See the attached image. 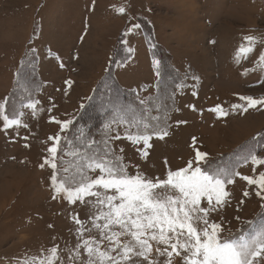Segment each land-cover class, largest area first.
Returning <instances> with one entry per match:
<instances>
[{
  "label": "rangeland",
  "instance_id": "obj_1",
  "mask_svg": "<svg viewBox=\"0 0 264 264\" xmlns=\"http://www.w3.org/2000/svg\"><path fill=\"white\" fill-rule=\"evenodd\" d=\"M85 1L93 4L96 12L97 33L91 38L90 46L97 48L99 52L98 59L101 60L98 69L104 64L106 55L112 53L110 65L98 83L99 85L102 82L96 96L98 101H101L99 107L104 112L107 111L108 119L100 128L92 131L86 127L84 131L75 132L69 126L67 135L61 139L63 146L60 163H57L58 180L69 175L79 180L81 173L94 178L98 171L92 172L85 166L86 157L95 152L102 154L105 141L116 154L123 156L129 175L135 176L139 170L147 178L165 180L166 172L171 169L160 165L159 155H154L151 147L147 149V158L141 159L140 151L143 145L142 143L134 145L125 139L127 131L131 129L134 133L137 129L133 125L137 122L141 125L147 122L153 126L159 125L160 128L166 127L169 134L176 123L182 122L178 121L174 113L182 111L180 103L186 97L193 99L199 94L200 97L207 98L213 93L223 95L221 91L232 88L230 82L232 74H228L231 72L229 64L236 66L258 64L260 54L264 53V0H0V51L4 52V55H0V71L3 74L8 66L18 65L16 87L5 106L6 109L8 105L10 118L17 116L23 106L37 101L41 83L36 73L38 56L30 46L39 34L43 5L47 2L50 3L49 6L57 3L59 7H55L56 10L54 7L50 8L54 10L53 15H60L63 21L68 20L73 14L75 27L78 26L79 32L82 33L85 22L88 19L90 22L93 21V12L85 11L87 9ZM120 7L125 9L123 14L117 11ZM135 24H139L140 27L125 35V32ZM248 35H254L257 43L247 58L242 56L237 63L235 59L237 49L242 44L246 45L243 38ZM52 37L56 39V43L62 44V38H59L55 31L52 32ZM142 38L146 39L150 46L155 62H159L156 64L158 81L154 87H146L141 93L132 94L120 86L115 75L120 66L133 54L132 44L140 43ZM15 40L23 43L24 54L21 59L19 53L15 57L14 51L11 52L14 50L12 42ZM87 58L88 62L93 61L92 56ZM224 65L225 68L222 67ZM110 71L121 90L113 86L109 81L111 79L108 80ZM220 77L224 83H221L222 87H219ZM255 79H258V84L264 81V71L257 72ZM233 90L240 93L250 91L242 87ZM258 90L260 91L257 89L250 92ZM211 100L214 101L212 98ZM210 105H213V102ZM182 117L193 121L190 114L185 112ZM259 118L238 123L237 128L246 131H240L239 135L242 133L246 135L249 123L252 122L253 125ZM237 134L236 131H228L222 138L223 142L233 141ZM116 135L121 139H111ZM156 138L158 137L153 135L151 141ZM220 139L219 136L217 138L219 146ZM91 141L96 143L92 149H88L86 145ZM263 144L264 128L255 131L254 134L251 132L239 143L234 141L230 148L223 150L217 157H208L207 162L202 163V167L206 170L236 172L251 160V156H256L261 150L264 157ZM120 149H123V152H120ZM77 150L82 155H75ZM180 157L181 155H177V158ZM65 168H68L69 172H64ZM29 169L34 171V176L27 175V169L13 170L8 163L0 159V264H33L42 257V254L43 257H47L49 249L53 247L58 248L59 259L55 264H85L87 255L81 248L77 259L76 245L82 244L83 239L94 237L99 240V232L96 229H92L91 232L86 230L83 239L78 240L77 228L80 225L75 223L74 218L81 220L85 229L91 228V216L97 209L93 208L91 203L81 204L77 201L70 204L63 193L53 199L56 193L51 181L53 191L51 194L49 184L44 180L43 169H40L39 174L37 169ZM14 176L22 182L15 183ZM8 179L11 183L15 180V184L10 185ZM9 186L16 187L12 197L16 201L11 203L10 200L6 205L7 202H3L10 194ZM86 199L95 200L94 197ZM200 206L207 207V200L202 199ZM210 214L209 221L216 222L217 216ZM225 218L226 212L223 211L220 213V221ZM98 223L102 224L103 221ZM262 228L264 225L255 220L251 224L245 223L240 233L235 236L243 234L250 239ZM107 247L108 242L104 241L101 244L102 250ZM150 258L156 259L158 264H163L167 256H158L154 251ZM134 260L136 264H147V261L139 257ZM173 264H183L182 256L174 255Z\"/></svg>",
  "mask_w": 264,
  "mask_h": 264
},
{
  "label": "crops",
  "instance_id": "obj_2",
  "mask_svg": "<svg viewBox=\"0 0 264 264\" xmlns=\"http://www.w3.org/2000/svg\"><path fill=\"white\" fill-rule=\"evenodd\" d=\"M85 2H87L85 11L87 13H90V10L93 12V21L90 22V19H88L85 22V26L83 25L85 29L82 33L79 32L78 26L75 27L73 14L68 17L71 22H67L68 20L63 21L60 15H53L54 10L50 8L54 7L56 10L59 7L57 3H54L53 6H49L50 3L48 2L43 5L39 34L30 46L31 50L36 51L38 56L36 73L41 82L37 92V101H35L38 102L36 103L35 112L25 106L20 109L23 116L19 118L22 125H27V127L13 126L5 130L3 121L0 120L1 161L8 163L13 170L27 169L26 174L32 176H34V171L29 168L37 169L38 174L40 169H43L44 180L49 184L51 194H53L50 186L52 168L46 164L41 168L40 165L44 163L45 158H50L47 149L53 145V141L49 140V137L59 135L62 139L68 132V130L62 132L61 125L54 122L53 118L61 122L76 119L84 105L94 94L112 58V53L106 55L104 64L98 69L101 60L98 59L99 52H97V48L90 46L91 38H94L97 33L96 12L93 4L88 1ZM65 11L67 15V9ZM69 11L71 12V8ZM54 31L59 38H62V44L56 43V39L52 37ZM145 40L142 38L140 43L132 44L133 54L116 71V80L128 93H141L146 87H154L158 81V69L154 63V56ZM12 46L14 50L11 52L14 51L16 56L13 55L17 57V53H19L18 56L21 59L24 54L22 53L24 51L23 43L15 40L12 42ZM22 47L23 49H21ZM0 55H4V52L0 51ZM87 56H92L93 61L91 63L87 61ZM17 67L18 65L8 66L3 74L0 71V104H5V106V101L16 87ZM222 67L225 68V65ZM129 69L131 70L129 71ZM229 70L231 72H228V74H232L230 80L232 88L221 91L223 95L213 93L211 97L208 96L207 98L200 97L199 94H196L193 99L186 97L180 103L182 111L174 113L178 121L182 122L176 123L170 133L163 139L156 138L151 141V149L154 155H159L160 165L163 164L164 167L171 169L170 171H178L185 168L188 161L194 159L197 150L206 153V159L208 157L214 158L218 154H222L223 150L230 148L229 146L234 141L239 143L242 138L247 137L251 132L254 134L255 131L264 128V105L249 108L247 112L232 108L234 104H245L244 101L239 99L240 96H251L255 99L264 98V81L258 84V79H255L257 72L264 71V66L256 63L242 66L240 64L238 66L229 64ZM135 78L136 83H134ZM221 78L219 87H222L221 83H223ZM66 81L72 82L71 87H68ZM240 87L250 91L257 89H260V91L240 93L233 90H238ZM211 102H213V105H210ZM218 105L227 115H219L217 112L209 111V109L216 108ZM184 112L190 114L193 121L190 122L188 119L183 118ZM258 117L260 118L254 121L253 125L252 122L249 123L250 127L247 128L246 135H243V133L239 135L240 131H246L237 128L238 123L245 120L251 121ZM228 131H236V134H238L233 141L224 143L222 138ZM219 136L221 138L220 146L217 142ZM25 145L28 146L25 147ZM261 151L256 155L258 159H264ZM177 155H181V157L177 158ZM236 172L239 175L234 177V183L226 185L225 189L230 193L229 202L215 213L210 212V215L217 216L215 223H220L224 228L222 233L224 237H236L245 223L251 224L257 220L261 225H264V200L256 196V191L259 189L256 185H248L247 181L240 178L241 176L258 178L260 173H264V165H253L252 160H249ZM14 179L16 181L13 180V184L22 182L21 180L18 181L15 176ZM165 179H167V172ZM8 180L9 182L6 180L5 182L12 185L10 179ZM9 188L10 194L3 202H7L6 205L9 204L10 200H12L11 203L16 201L15 198L12 199L16 187L9 186ZM245 191L249 193L247 197L243 195ZM223 211L226 212V218L220 221V213Z\"/></svg>",
  "mask_w": 264,
  "mask_h": 264
},
{
  "label": "snow or ice",
  "instance_id": "obj_3",
  "mask_svg": "<svg viewBox=\"0 0 264 264\" xmlns=\"http://www.w3.org/2000/svg\"><path fill=\"white\" fill-rule=\"evenodd\" d=\"M117 11L123 14L125 9L120 7ZM139 27V24L132 25L125 35ZM243 39L246 45L242 44L237 49V63L242 56L246 59L257 43L256 37L251 35ZM154 63L158 65L159 62ZM258 64L264 66V53L260 54ZM65 83L68 87L72 85L71 81ZM239 99L245 104L232 105L234 110L247 112L249 108L264 105V98L240 96ZM36 103H29L25 107L35 112ZM209 111L227 115L219 105ZM21 116L23 112L10 118L6 114L5 104H0V120L5 130L13 126L27 127L22 125ZM53 120L61 125L62 132L74 123L72 120ZM133 126L136 132L129 129L124 138L134 145L142 143L141 159L147 158L153 135L159 139L168 135L167 128H160L159 125L153 126L147 122L141 125L137 122ZM111 139L119 140L121 137L116 135ZM49 140L53 141V145L47 149L50 158H45L40 166L43 168L46 164L53 169L51 181L56 193L53 199L63 193L70 204L77 201L81 204L91 203L97 209L91 216V228L85 229L83 222L74 218L75 223L80 225L77 228L78 240L83 239L86 230L91 232L96 229L99 232V240L94 237L83 239L82 244L76 245L77 259L81 248L87 255L85 264H136V257L147 261V264H158L156 259L150 258L154 251L158 256H167L163 264H173L174 255L182 256L183 264H264V228L250 239L243 234L224 237L222 225L209 221L210 212L217 211L229 202L230 193L225 190L226 185L233 184L234 177L239 173L204 169L202 162H207L206 153L197 150L194 159L188 161L185 168L169 171L167 179L161 180L147 178L139 170L135 176L129 175L123 156L116 154L105 141L102 154L95 152L86 157L85 166L92 172L98 171L94 178L81 173L79 180L70 175L58 180L56 161L61 137L57 135L49 137ZM95 143L91 141L86 147L92 149ZM74 154L82 155L78 150ZM251 160L253 165H264V159H258L255 155L251 156ZM64 172H69V169L65 168ZM240 178L247 181L248 185H256L259 189L256 196L264 200V173H260L256 179L249 176ZM243 195L247 197L249 193L245 191ZM88 197H94L95 200L88 201ZM202 199L207 200V207L200 206ZM101 220L103 223H98ZM104 241L108 242V247L102 250ZM58 259V248L53 247L49 249L47 257L42 254L33 264H55Z\"/></svg>",
  "mask_w": 264,
  "mask_h": 264
},
{
  "label": "trees",
  "instance_id": "obj_4",
  "mask_svg": "<svg viewBox=\"0 0 264 264\" xmlns=\"http://www.w3.org/2000/svg\"><path fill=\"white\" fill-rule=\"evenodd\" d=\"M111 73H112L111 71L108 73V77H107L108 80L111 79L109 81H111L113 83V86L116 87L117 89L121 90V87L118 85V83H116V80H114V78L111 75ZM99 85H98L96 91L94 92V94L92 95V97L89 99V101L83 107V109L80 112V114L77 117V119L74 121V123L72 125H70V128L73 129L75 132L84 131L86 127H89L90 128V131L95 130V128L98 129L108 119L107 111L104 112L99 107V104L101 103V101H98V98L96 97L97 96V93H98ZM11 96H10V98H11ZM9 101L10 100H8V103H9ZM101 113H103V114H101ZM6 114L9 115L8 114V105H7V108H6ZM70 134H71V131H70ZM68 138L70 139V136ZM258 138H256V139H258ZM254 141H255V139H254ZM61 146H63V145L60 142V147H59V151H58V154H57V161H56L57 163H60ZM242 148H244V147H242Z\"/></svg>",
  "mask_w": 264,
  "mask_h": 264
},
{
  "label": "bare ground",
  "instance_id": "obj_5",
  "mask_svg": "<svg viewBox=\"0 0 264 264\" xmlns=\"http://www.w3.org/2000/svg\"><path fill=\"white\" fill-rule=\"evenodd\" d=\"M117 1V0H116Z\"/></svg>",
  "mask_w": 264,
  "mask_h": 264
}]
</instances>
